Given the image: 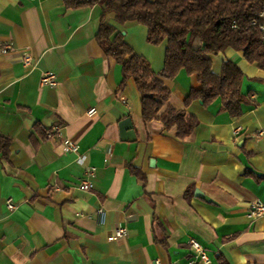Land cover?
<instances>
[{
  "label": "crops",
  "instance_id": "0c3cea01",
  "mask_svg": "<svg viewBox=\"0 0 264 264\" xmlns=\"http://www.w3.org/2000/svg\"><path fill=\"white\" fill-rule=\"evenodd\" d=\"M103 8L0 0V135L9 141L0 150V264H190V239L209 257L199 264H264V214L249 216L264 204V70L241 51L212 56L217 75L227 58L243 71L236 116L220 97L185 103L201 87L195 74L165 79V105L197 120L180 138L158 119L144 122L136 83H123L122 65L98 43ZM105 21L161 72L164 40L148 42L145 25L112 12ZM48 71L55 87L40 84ZM126 118L133 136L121 131ZM66 139L77 152L64 150ZM120 226L126 234L113 237Z\"/></svg>",
  "mask_w": 264,
  "mask_h": 264
},
{
  "label": "trees",
  "instance_id": "16d2710c",
  "mask_svg": "<svg viewBox=\"0 0 264 264\" xmlns=\"http://www.w3.org/2000/svg\"><path fill=\"white\" fill-rule=\"evenodd\" d=\"M97 0H64L68 8L93 4ZM103 16L97 32L102 50L121 65L123 83L132 78L141 94L144 122L158 119L164 128H175L184 138L191 134L197 120L185 110L165 105L170 90L164 80L172 79L181 70L195 74L200 89L192 90L185 103L200 99L205 105L215 98L233 116L240 114L244 101L241 93L243 71L238 63L227 58L219 75L212 70V56L232 49L241 51L250 63L264 70V0H100ZM112 12L116 21H136L146 26L147 40L152 44L165 41V59L156 73L149 61L136 53L105 14ZM8 139L0 135L4 153Z\"/></svg>",
  "mask_w": 264,
  "mask_h": 264
},
{
  "label": "built area",
  "instance_id": "2783aa9c",
  "mask_svg": "<svg viewBox=\"0 0 264 264\" xmlns=\"http://www.w3.org/2000/svg\"><path fill=\"white\" fill-rule=\"evenodd\" d=\"M264 13V11H263ZM11 48V45H6L3 48V51H7V49ZM31 57L30 55H25L24 56V64L26 65H30L31 64ZM40 84L42 86H49V87H55L57 85V80H56V75L54 72L48 71L45 72L41 79H40ZM124 101V99H123ZM125 102V101H124ZM88 115L93 116L96 114V109L95 107H91L88 110ZM236 134L239 133V130L237 129L235 131ZM64 150L65 151H72V152H77L78 151V145L76 143H74L73 141H70L68 139H66L64 141ZM84 157L81 156L80 157V161H83ZM91 173V171H90ZM80 187L84 190H90L92 188V184L88 179H82L80 182ZM7 207L9 209H13L15 207L14 203H12L10 200L7 201ZM264 214V204L261 202H257L254 206V208L250 211L249 216L253 217V216H257V215H262ZM98 215H99V220L101 223H104L106 220V212L103 208H100L98 210ZM127 229L125 227H116L114 230V235L113 237L117 238V237H122L126 234ZM190 244L195 252L194 258L190 260V264H199L200 262H209V257L207 255L206 250L204 249V247L195 239H190Z\"/></svg>",
  "mask_w": 264,
  "mask_h": 264
},
{
  "label": "water",
  "instance_id": "95a60500",
  "mask_svg": "<svg viewBox=\"0 0 264 264\" xmlns=\"http://www.w3.org/2000/svg\"><path fill=\"white\" fill-rule=\"evenodd\" d=\"M122 128L121 131L123 132V130H125L126 133L130 132V135H134V129H133V125H132V121L129 118H126L123 120L122 124H121ZM196 193H198V191H196Z\"/></svg>",
  "mask_w": 264,
  "mask_h": 264
}]
</instances>
